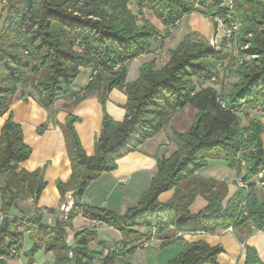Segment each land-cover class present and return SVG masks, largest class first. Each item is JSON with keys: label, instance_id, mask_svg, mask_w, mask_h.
<instances>
[{"label": "trees", "instance_id": "obj_1", "mask_svg": "<svg viewBox=\"0 0 264 264\" xmlns=\"http://www.w3.org/2000/svg\"><path fill=\"white\" fill-rule=\"evenodd\" d=\"M75 1L84 16L64 10L61 0H8L3 9L5 23L14 22L7 28L8 34L0 35V115L8 113L0 134V208L4 216L0 219V264H8L3 257L10 256L14 245L18 250L23 245L24 233L17 230V222L10 214L20 200L32 198L36 203L46 186L44 169H20L21 163L31 156L32 147L25 142L11 106L19 93L27 100L29 88L49 111L48 121L63 132L72 174L67 182L58 180L57 187L62 200L69 192L75 198L68 222L56 220L45 226L42 221L46 217L41 214L24 216L26 226L32 225L38 234L52 237L44 246L34 241L31 253L44 247L54 252V264L79 263L85 254L83 239L74 246L67 240L66 229L81 214L119 230L118 242H100L109 251L106 264L121 255H131L137 243L171 227L211 234L229 225L237 234L240 230L248 234L264 230V197L257 184L259 173L264 172V122L251 116L243 124L240 116L243 106L264 112V0H237L245 7L240 45L246 46V52L254 57L238 66V81L228 96L212 85L202 84V80L217 74L216 62L224 57L197 31L184 37L164 66L158 67L153 59L140 66L135 80L128 81L127 62L149 52L156 32L138 26L129 15L125 19H106L103 5L122 7L129 0ZM139 1L157 6L160 18L170 26L196 11L195 3L203 6L207 16L223 17L227 13L218 0ZM81 67H89L94 73L86 86L75 92L72 86ZM113 88H121L127 94L125 118L117 121L105 109L95 153L88 155L75 126L80 118L69 114L64 123L56 122L54 103L74 94L73 104H77L98 92L105 105L106 92ZM188 104L196 109L195 121L187 132L174 131L177 149L169 157H158L157 172L138 205L121 214L82 202L95 179L116 169L120 157L167 127ZM44 128L41 126V131ZM211 160L225 162L243 182L227 201L226 180L204 178L198 173ZM170 190H174L173 196L166 202L159 201V196ZM199 194L208 203L193 214L189 207ZM72 249L75 254L70 258ZM223 250L221 245L211 246L204 241L186 242L164 264H218ZM245 261L264 264L257 249L248 244ZM33 262V257L29 258V264Z\"/></svg>", "mask_w": 264, "mask_h": 264}, {"label": "crops", "instance_id": "obj_2", "mask_svg": "<svg viewBox=\"0 0 264 264\" xmlns=\"http://www.w3.org/2000/svg\"><path fill=\"white\" fill-rule=\"evenodd\" d=\"M4 2L5 0H0V11L4 9ZM189 16L193 17L191 19L192 29L200 30L207 37L212 36L213 26L209 20L198 13H191ZM162 56H164V53ZM168 58L167 56L164 60L166 62L163 64L167 63ZM153 59L155 58L152 54L145 53L127 62V80H135L139 75L140 66ZM90 76L91 72L86 78L88 79L86 82L78 83L75 92L86 86ZM75 98L76 96L72 94L55 101L53 106L55 121L64 123L69 114L79 117L80 121L75 124L77 133L86 153L93 155L95 153L96 137L101 131L104 110L106 109L113 119L122 121L126 115L125 105L128 97L123 89L113 88L106 92L105 105L101 103L98 92L88 95L77 104H73ZM11 110L15 121L22 126L25 142L32 147L31 156L21 163L20 169L27 171L44 169L46 181V186L36 203L33 204L30 198L27 201L20 200L14 213L31 215L36 210H58L62 198L57 187V181L67 182L72 174L63 132L59 126L48 121L49 111L39 103L35 95L29 94L28 99L24 100L21 93H19L13 101ZM7 117L8 113L0 115V134ZM195 117L196 109L192 105L188 104L182 108L171 119L167 127L143 142L136 150L120 157L117 160L116 169L103 173L95 179L86 189L81 199L82 202L92 206L105 207L121 214L138 205L141 195L149 188L151 180L157 172L158 157H169L177 149V139L174 131H189ZM255 117L264 122V113L255 115ZM44 125L46 128L41 131L40 128ZM262 137L264 142V133ZM212 165L219 167L223 173L229 171V166L225 162L219 161L217 163L216 160H213L209 162L207 167ZM207 167L200 170L199 175H204L202 171ZM223 173L206 174L203 177L226 180L229 184V192L225 199L227 201L238 189V176L234 170L235 179H230ZM173 194L174 190L164 192L159 196V201L166 202ZM69 196H71L70 192L66 197ZM207 203V199L199 194L189 210L193 214L199 213L206 207ZM82 225H88V219L84 216H78L74 219L72 228L78 230ZM100 240L109 241L110 239L107 236H102ZM153 240L157 247L172 246L178 243L181 250L186 242L204 241L211 246L221 245L224 250L218 255V264H245V244H248L257 249L259 256L264 261V230L254 231L250 234L246 230H240L237 234L233 231V228L230 230L227 227L218 233L211 234L182 232L171 227L165 233L156 235ZM33 243V238L29 234L25 235L23 254L27 257L28 264L29 256L27 254L30 252ZM41 251H44V249L41 248L33 254L34 262L32 264L37 263L36 254ZM45 253L49 255V252Z\"/></svg>", "mask_w": 264, "mask_h": 264}, {"label": "rangeland", "instance_id": "obj_3", "mask_svg": "<svg viewBox=\"0 0 264 264\" xmlns=\"http://www.w3.org/2000/svg\"><path fill=\"white\" fill-rule=\"evenodd\" d=\"M7 1L8 0H5L3 8L8 6ZM61 1H63L64 4L63 8L67 12L73 13L78 16H84L85 13L84 12L81 13L79 11L77 6L80 5H78L75 0H61ZM218 2H220L222 6L224 4L227 6L226 8L227 13L223 15V17H219V16L215 17L214 15H209V16L205 15L204 12H206V10L199 3H195L197 10L191 12L202 15L204 18H206L212 23L213 34L211 37H207L204 33H202L198 29L191 28L192 25L191 19L193 18L192 16H189V14L191 13L186 14L187 16L186 15H185L186 17L184 16L185 19L184 17H182V19L180 21H177L174 26L166 25L164 21L160 18L158 7L146 1L142 3L139 0H129L125 3V6L122 7L113 6V5H103L102 8L104 10L103 11L104 16L106 17L107 20L112 21L113 19H125V16L129 15L138 26L144 27L147 30H151L154 33L156 32L152 40L151 49L146 54H152L153 58H155L156 60L155 62L158 67H162L166 64L163 63L166 62L164 60L167 58V56L169 57L168 59L170 60L171 51L177 48L179 43L184 39V37L187 34L193 31H197L203 36H205L209 41L213 50L215 52L222 54L224 58L219 59L218 62H216L217 64H216L215 72L217 74H214L210 78L204 80L201 79L202 84L212 85L217 90L221 91L225 96H228L232 90L234 83L238 81V75H237L238 66L242 65L245 62L246 63L250 62L252 60L251 58L254 57V55H251L250 53L246 52V48H247L246 46L241 47L240 45L241 43L240 33H241V28L243 26V20L241 18V15L244 14L245 7H241V4L240 3L238 4L237 0H218ZM28 11L31 12V9L28 8ZM0 13H1L0 35L8 34L9 30L7 28L9 26L10 27L13 26L14 21L10 20L7 23H5L6 11L2 9ZM93 19L97 20L99 19V17H94ZM163 53L164 56H162ZM168 59H167V63L169 62ZM90 72L91 75L94 73V71L89 67L80 68V74L77 77L74 85L72 86L73 91L77 90L78 83L86 82V80H88L86 78H88ZM195 81L201 84V81L197 79H195ZM28 94H32L36 96V93L32 88L28 89ZM262 113L264 112L260 111V109H252L243 106L241 108V114H240L242 123L247 124L251 116L255 117V115H259ZM216 162L219 163V161L217 160ZM228 170L229 171H227L226 173H223L219 167L212 165L210 167H207L205 170H203L202 173L204 175L223 173V175L229 177L230 179H235L233 174V169L229 167ZM204 175H202V177ZM257 182H258L257 184H258L259 193L261 194V196L264 197V172L259 173ZM241 183L243 185V182L238 176L237 186L238 187L242 186ZM70 194L73 196L72 192H70ZM67 200L68 198L65 197L64 200L61 201L58 210H54L53 212H50L48 209H43L40 211L36 210V212L33 214H41L45 216L46 220L42 221V223L45 226L51 224L53 225L56 222V217L62 211L60 210L61 204H63ZM31 201L33 202V204H35L33 200ZM73 205L74 204H72L71 206L72 208ZM42 211L47 212V214L42 213ZM24 216H28V215L23 213L15 214L14 212L10 214V218L16 220L17 222L16 223L17 230L24 233L22 244L25 240V235L27 234H29L31 238H33V240L40 245L43 244L45 245L49 243L52 237L42 236L38 234L35 227L32 225L26 226V223L24 221ZM78 216H84V215L81 214ZM3 218L4 216L2 215L0 208V219ZM87 219H88V225H82L78 230L72 228L74 219L71 221V225L66 229L67 240L68 242L74 243V246L79 239L80 240L83 239L82 246L85 248V254L81 255V257L78 259L79 263L76 264H106L104 260L106 259L109 251L103 249L102 245L100 244L101 242L100 238L102 236H107L110 239L108 242L116 243L121 239L120 232L114 227L98 219H89V218ZM68 220L69 218L65 221H61L59 219L60 222H68ZM12 226H14V224H12ZM136 228L145 231V228H140V227H136ZM156 235L158 234H154L153 238L151 239H145L137 243L135 245L134 252L129 253L131 255L125 257L121 255L120 257H118V259L116 258L112 262L109 261L107 264H164L170 261L181 250L180 244L177 243L172 246L166 245L163 247H157L156 243H154L153 240ZM42 249H44V247H42ZM44 251L49 252V255L46 254ZM44 251L38 252L36 254V259H37L36 264H54L55 262L54 252L47 251L46 249H44ZM71 252L72 255H70L69 253V256L70 258H73L75 254L74 249H72ZM27 255L30 258L33 256V253L28 252ZM3 258H4L3 260L7 261L8 264H24V263L28 264L27 257H25L23 254V245L21 250H18L17 246L14 245L13 248H11L10 250V256L9 257L6 256Z\"/></svg>", "mask_w": 264, "mask_h": 264}, {"label": "built area", "instance_id": "obj_4", "mask_svg": "<svg viewBox=\"0 0 264 264\" xmlns=\"http://www.w3.org/2000/svg\"><path fill=\"white\" fill-rule=\"evenodd\" d=\"M230 32V31H229ZM231 33V32H230ZM241 185H242V183H241ZM74 202H75V199H74V197L71 195V196H69L68 197V200L67 201H65L63 204H61V206H60V210H62L61 211V213L56 217V220H61V221H65V220H67L68 218H69V213H70V211H71V206H72V204H74ZM44 211H46V210H44ZM44 211H42V213H46L47 214V212H48V210H47V212H44ZM49 215H51V214H49ZM49 221H51V220H49ZM229 229L231 230L232 229V226H229ZM70 253V255H72V252L70 251L69 252Z\"/></svg>", "mask_w": 264, "mask_h": 264}, {"label": "water", "instance_id": "obj_5", "mask_svg": "<svg viewBox=\"0 0 264 264\" xmlns=\"http://www.w3.org/2000/svg\"><path fill=\"white\" fill-rule=\"evenodd\" d=\"M223 7L227 8V6L224 4Z\"/></svg>", "mask_w": 264, "mask_h": 264}]
</instances>
